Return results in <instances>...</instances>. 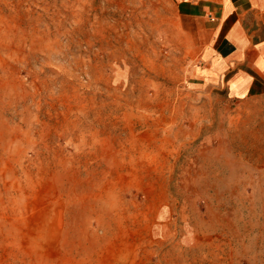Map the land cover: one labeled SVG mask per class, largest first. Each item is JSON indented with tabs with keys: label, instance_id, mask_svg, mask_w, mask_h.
Here are the masks:
<instances>
[{
	"label": "rangeland",
	"instance_id": "obj_1",
	"mask_svg": "<svg viewBox=\"0 0 264 264\" xmlns=\"http://www.w3.org/2000/svg\"><path fill=\"white\" fill-rule=\"evenodd\" d=\"M174 0H0V264H264V96L195 77Z\"/></svg>",
	"mask_w": 264,
	"mask_h": 264
},
{
	"label": "crops",
	"instance_id": "obj_2",
	"mask_svg": "<svg viewBox=\"0 0 264 264\" xmlns=\"http://www.w3.org/2000/svg\"><path fill=\"white\" fill-rule=\"evenodd\" d=\"M179 14L199 24L193 43L195 77L230 98L264 96V0H174Z\"/></svg>",
	"mask_w": 264,
	"mask_h": 264
}]
</instances>
